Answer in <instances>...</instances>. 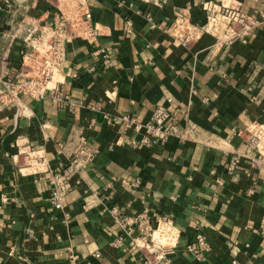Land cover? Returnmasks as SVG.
<instances>
[{"label":"crops","instance_id":"obj_1","mask_svg":"<svg viewBox=\"0 0 264 264\" xmlns=\"http://www.w3.org/2000/svg\"><path fill=\"white\" fill-rule=\"evenodd\" d=\"M79 2L0 0V264H144V227L155 264H264V0H85L93 39L63 44L54 95L21 94L23 56ZM223 7L254 25L217 38ZM160 103L175 133L144 145Z\"/></svg>","mask_w":264,"mask_h":264},{"label":"built area","instance_id":"obj_2","mask_svg":"<svg viewBox=\"0 0 264 264\" xmlns=\"http://www.w3.org/2000/svg\"><path fill=\"white\" fill-rule=\"evenodd\" d=\"M63 19L51 31L50 40L42 50H35L22 58L21 69L15 76L14 88L21 94L41 99L47 93L52 95L58 90L59 82L57 73L63 59V44L75 37L92 40L96 34V28L88 20V10L85 0H80L74 7L69 5ZM211 11L208 14V21L205 30L218 37L228 38L246 34L255 21L249 20L236 10L223 7L220 10ZM220 38V39H221ZM96 52H103L100 49ZM171 100V99H168ZM173 115L169 112L164 103L156 105L150 119L144 124H133L137 132H143L141 141L144 145H150L164 139L170 133H175V125L172 123ZM250 142L262 153L264 142V128L259 127L251 133ZM92 151L88 154L91 156ZM70 188L66 178L55 181L49 193L48 201L56 209L62 207V197ZM153 230L148 227L142 229L141 240L143 247L148 250L149 258L144 264H155L163 257L168 248L155 247L152 242ZM150 239L149 246L147 240ZM202 243V238L198 239ZM147 245V246H146Z\"/></svg>","mask_w":264,"mask_h":264},{"label":"bare ground","instance_id":"obj_3","mask_svg":"<svg viewBox=\"0 0 264 264\" xmlns=\"http://www.w3.org/2000/svg\"><path fill=\"white\" fill-rule=\"evenodd\" d=\"M173 231L170 226H161L160 229L154 234L155 242H164L169 241V243L173 242L172 238Z\"/></svg>","mask_w":264,"mask_h":264},{"label":"rangeland","instance_id":"obj_4","mask_svg":"<svg viewBox=\"0 0 264 264\" xmlns=\"http://www.w3.org/2000/svg\"><path fill=\"white\" fill-rule=\"evenodd\" d=\"M182 30H183V28H182ZM191 36H192V34L189 35V37H191ZM263 128H264V127H262V129H263ZM262 147H263V152H264V142L262 143ZM146 243H148V245L150 246V245H151V241H150V239H148ZM139 244H141V243H139ZM148 248H150V247H148ZM144 250L148 251V249H144Z\"/></svg>","mask_w":264,"mask_h":264}]
</instances>
